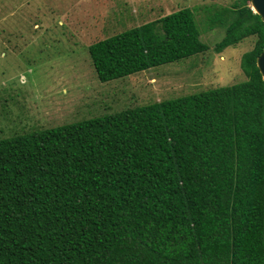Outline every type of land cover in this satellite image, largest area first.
<instances>
[{
  "label": "trees",
  "instance_id": "trees-1",
  "mask_svg": "<svg viewBox=\"0 0 264 264\" xmlns=\"http://www.w3.org/2000/svg\"><path fill=\"white\" fill-rule=\"evenodd\" d=\"M217 11L245 81L0 140V264H264V24ZM215 16V17H216ZM182 9L93 43L107 83L203 54Z\"/></svg>",
  "mask_w": 264,
  "mask_h": 264
},
{
  "label": "rangeland",
  "instance_id": "rangeland-1",
  "mask_svg": "<svg viewBox=\"0 0 264 264\" xmlns=\"http://www.w3.org/2000/svg\"><path fill=\"white\" fill-rule=\"evenodd\" d=\"M235 1L0 0V140L245 81L240 61L255 38L215 50L226 27L212 22ZM182 9L205 53L98 81L90 45Z\"/></svg>",
  "mask_w": 264,
  "mask_h": 264
},
{
  "label": "water",
  "instance_id": "water-1",
  "mask_svg": "<svg viewBox=\"0 0 264 264\" xmlns=\"http://www.w3.org/2000/svg\"><path fill=\"white\" fill-rule=\"evenodd\" d=\"M250 6L253 13L257 14L264 24V0H250ZM256 67L264 81V48L256 59Z\"/></svg>",
  "mask_w": 264,
  "mask_h": 264
},
{
  "label": "bare ground",
  "instance_id": "bare-ground-1",
  "mask_svg": "<svg viewBox=\"0 0 264 264\" xmlns=\"http://www.w3.org/2000/svg\"><path fill=\"white\" fill-rule=\"evenodd\" d=\"M254 10V9H253ZM254 12H255V10H254Z\"/></svg>",
  "mask_w": 264,
  "mask_h": 264
}]
</instances>
